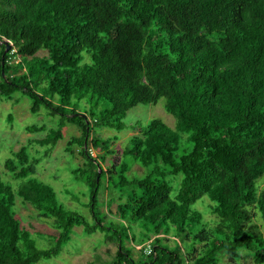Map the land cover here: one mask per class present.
Instances as JSON below:
<instances>
[{
    "label": "trees",
    "instance_id": "16d2710c",
    "mask_svg": "<svg viewBox=\"0 0 264 264\" xmlns=\"http://www.w3.org/2000/svg\"><path fill=\"white\" fill-rule=\"evenodd\" d=\"M16 93L52 125L27 128L47 150L21 146L4 162L28 179L15 192L0 176V264L55 257L76 227L116 245L111 264H264V0H0V99ZM161 99L175 124L129 125L122 156L147 173L127 177L116 136L94 130L120 133L129 110ZM68 125L80 133L64 152L79 149L72 173L88 186L90 222L35 179ZM104 183L118 189L107 208L117 221L95 212ZM16 197L49 223L48 248Z\"/></svg>",
    "mask_w": 264,
    "mask_h": 264
},
{
    "label": "rangeland",
    "instance_id": "374dc122",
    "mask_svg": "<svg viewBox=\"0 0 264 264\" xmlns=\"http://www.w3.org/2000/svg\"><path fill=\"white\" fill-rule=\"evenodd\" d=\"M17 60V58L13 59L12 62H17ZM16 99L17 102L15 101ZM164 102V99H161L156 105H138L129 110L123 119V123L127 127L120 133L108 128L94 130L95 137L100 136L102 139L116 136V140L112 144L115 156L118 153V157L120 156L119 161L124 160L130 164V171L126 175L127 177L142 178L147 173V169L135 163L130 156L124 157L125 159L122 156L128 137L134 134L132 130L127 129L131 124L139 123L144 125L152 119H161L171 127L173 122L175 124V120L165 112ZM30 107V100L27 97H22L20 93H16L12 101L0 99V176L2 181L8 184L15 192L28 178L23 180L13 179L3 167L6 159L11 157L12 152L17 151L21 146H26L30 155L48 149V147H41L36 143L29 142L33 137L40 138L42 133H29L27 131L28 126L52 125V123H49L50 119L45 117L43 109H41L39 114H32ZM8 115L12 118L11 124L7 122ZM54 122L56 124L57 121ZM79 135V131L74 126H66L64 139L60 140L49 152L48 156L43 157L37 165L35 179L50 185L60 202L68 209L79 212L90 222L92 219L87 205L90 200L88 186L72 173V169L81 165L82 159L77 155L79 149L73 147V153L66 154L64 152L66 141L72 136ZM91 154L96 157L97 155L100 156L101 152L93 150ZM108 161L110 164L112 163L111 158ZM107 166L105 164L104 168ZM262 185H264V180ZM174 187H177V185L175 184ZM117 191L118 189L114 188L112 183L109 185L104 183L100 189L95 212L100 219L108 215L106 220L103 218L105 222L111 221L113 218L117 221L116 216L108 214L107 211V208L111 211V202L108 196L115 194ZM200 204V201H198L195 206L201 210ZM14 211L23 224L27 225L32 231L31 236L35 239L37 246L41 249L48 248V233L53 232L49 223L39 218L35 210L30 206L20 204L18 197L15 200ZM258 220H256V223ZM258 223L259 225H264L260 220ZM132 228H135L134 232L138 241L141 236V229L139 227ZM103 236L99 231L86 235L83 233L82 227H76L73 229L70 241L60 254L50 259L40 260L36 264H111L115 256L116 245L105 244L102 239ZM167 238L171 239V233L168 234ZM170 243L172 245L175 244L176 239H171ZM132 253L133 258H136L139 251L133 249ZM240 264H253V262L251 260H241Z\"/></svg>",
    "mask_w": 264,
    "mask_h": 264
},
{
    "label": "water",
    "instance_id": "95a60500",
    "mask_svg": "<svg viewBox=\"0 0 264 264\" xmlns=\"http://www.w3.org/2000/svg\"><path fill=\"white\" fill-rule=\"evenodd\" d=\"M8 49H9V46L6 47V50H8Z\"/></svg>",
    "mask_w": 264,
    "mask_h": 264
},
{
    "label": "built area",
    "instance_id": "2783aa9c",
    "mask_svg": "<svg viewBox=\"0 0 264 264\" xmlns=\"http://www.w3.org/2000/svg\"><path fill=\"white\" fill-rule=\"evenodd\" d=\"M148 247V246H147Z\"/></svg>",
    "mask_w": 264,
    "mask_h": 264
}]
</instances>
